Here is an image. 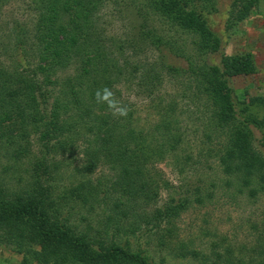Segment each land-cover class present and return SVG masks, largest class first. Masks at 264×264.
I'll return each mask as SVG.
<instances>
[{"label":"trees","instance_id":"1","mask_svg":"<svg viewBox=\"0 0 264 264\" xmlns=\"http://www.w3.org/2000/svg\"><path fill=\"white\" fill-rule=\"evenodd\" d=\"M11 1L0 0V11ZM24 1L29 20L14 19L6 27L0 20V46L7 51L0 58V156L17 165L29 153L33 135L45 150L32 160L35 168L28 169L24 186L4 184L8 180L0 175V246L23 254L20 264H155L119 234L135 235L151 225L150 236L171 247L177 220L193 204L211 203L216 188L224 197L257 198L264 189V113L252 110L253 100L239 99L232 82L257 66L251 52L229 63L205 60L222 43L204 13L216 0H130L142 22L139 40L133 35L129 41L107 34L101 19L107 0ZM262 1L240 4L249 10ZM138 41L155 48L153 61L141 58ZM167 77L182 79L181 94L196 97L193 104L201 109L196 120V110L188 116L196 125L190 134L180 115L193 105L180 104L175 89L170 99L157 92ZM118 84L148 91L159 116L148 129L137 124L132 110L115 117L106 103H97L95 93L105 87L120 101ZM77 150L80 170L88 176L60 188L53 153L65 159ZM203 156L214 157L215 164ZM194 157L213 170L211 180L206 175L184 193L172 191L156 207L161 186L170 183L154 180L152 168L166 159L183 173ZM101 168L110 172L92 177ZM106 199L110 212L88 221L85 212L97 207L103 212ZM147 205L155 208L145 220L140 215ZM251 228V237L236 245L223 235L205 250L184 241L172 249L204 264H264V219Z\"/></svg>","mask_w":264,"mask_h":264},{"label":"rangeland","instance_id":"2","mask_svg":"<svg viewBox=\"0 0 264 264\" xmlns=\"http://www.w3.org/2000/svg\"><path fill=\"white\" fill-rule=\"evenodd\" d=\"M240 1L241 0H216L214 5L213 3H208V5H206L204 13H206L207 16V22H209L211 28L221 37L222 43L219 51L208 54L205 60L209 64L229 63L233 56L251 52L255 60V65L257 66L256 72L234 76L232 82L239 99L247 101L253 100L256 105L253 106L252 110L261 115L264 113V0L258 6L249 10H243ZM101 14L103 25L106 27L109 36H120L129 41L133 35H135L139 40L138 31L142 22V17L137 15L134 5L130 0H107ZM31 15L32 13L27 10V4L24 0H14L9 2L0 11V20L4 22V26L6 27L14 19L29 20ZM156 19L154 18L155 22L158 23ZM149 21L152 23L151 19H149ZM3 32L5 31L2 30L1 33ZM138 42V47H141V49L139 47L141 58L153 61L156 58L155 48L145 46L146 44H144V41ZM130 50H132L131 47L128 48V52ZM6 52L3 50L2 46H0V58L4 59L7 54ZM185 64L184 61L183 65ZM135 80H139V77H135ZM118 88L121 92L118 95L121 103L126 105L128 110H132L134 117L138 120L136 122L139 126L148 129L149 124L154 123L156 119L159 118V116L156 115V111L153 110L154 106L149 100L148 91L146 92L143 88L141 89L138 86H133L128 89L126 85L122 84H118ZM174 89L177 90L179 94L178 100L180 104L184 107L187 106V103V107L193 105V108H188L184 115H180L183 130L190 134V132L196 128V125L192 119L189 120L188 116L192 114L191 111L196 110V113H194V115L192 114V118L196 120V116L201 114V109L198 108L197 104H193L196 97L191 95L183 96L181 94L184 89L182 79L176 78L172 81H170V77L163 79L157 92L164 95L165 99H170V94H173L171 91H174ZM261 104H263V106H260ZM36 137V135L31 136L29 153H26L21 161L18 160L19 162L17 165H12V163H14L12 160L0 156V175L3 176L2 180H8L4 184H8L12 187H20L28 182V169L30 173V171L35 168V164H33L32 160L37 156H43L45 152V150H41L39 140ZM80 140L79 143H77L78 146L81 145ZM2 148H0V153L4 151ZM205 152H203V154H205ZM53 154L57 156L56 162L58 167H56V169L59 174L57 185L60 188L78 184L80 179L88 176L86 171L80 170L82 164L80 150H77L71 157L65 156V159H63V154H60L59 151H54ZM196 154L198 155L197 151ZM205 159H208V164H215L214 162L216 159L214 157L211 156L206 158L203 156L202 160ZM197 161V157L191 159L190 167L188 166V170L183 173H180L175 165L166 159L156 163V166L151 170L155 176L154 180L165 179L170 183L168 187H164L161 184L159 195L156 197V202H154L156 207L161 205L172 191H176L178 194L184 193L188 188L193 186V183H199L196 180L206 175L208 177H205V180H211V176H213L211 173L213 170L210 167L207 168V165L202 166L198 164ZM194 162H196V164H194ZM101 169L96 170V172L92 174V177H98L103 171L110 172L108 168ZM78 170H80V172ZM158 174H160V176H158ZM172 186L176 188L173 189ZM215 190V198L211 203L209 202L206 205L193 204V206L189 207L181 218L177 220V237L172 240L171 244L173 248L184 241L187 243L193 242L195 247L205 250L207 247H210L212 239L223 235H227L230 237V240H234L233 244L236 245L238 240L246 241L245 237H251V232L253 233V231H251V225L253 223H260L264 219V189L257 194V198L255 199L247 197H228L226 195L224 197L219 187ZM112 196L114 197L115 194ZM105 201L107 203L106 207L103 205L105 208L103 212L98 209H101V207H97L96 210L92 208V211L85 212L89 219L88 221H96L99 216L101 217V214L110 212L111 200L106 199ZM151 208L154 209L155 206L147 205L145 208L146 213L138 211L142 210L141 208L138 210L135 209L134 211L136 213L143 212L140 216L142 219L146 216L145 220H147L152 218L150 216L152 215L150 211ZM126 217H130V215ZM142 219L141 222H143ZM129 220L130 219L125 220L124 222L126 226ZM85 224H87V222H85ZM150 227L152 226L145 225L141 227L142 230L135 234L139 237L122 232L117 238H120L122 242L129 240L132 250L143 252L150 257L155 264H204L199 258L192 255L185 258L176 256L172 246H160L158 244V239H156L157 237L150 236V231L148 230ZM22 259L23 254L18 253L12 247L0 246V264H20Z\"/></svg>","mask_w":264,"mask_h":264},{"label":"clouds","instance_id":"3","mask_svg":"<svg viewBox=\"0 0 264 264\" xmlns=\"http://www.w3.org/2000/svg\"><path fill=\"white\" fill-rule=\"evenodd\" d=\"M95 99L97 103H106L113 116H127L128 107L116 99L114 92L110 88L105 87L102 90L98 89L95 93Z\"/></svg>","mask_w":264,"mask_h":264}]
</instances>
